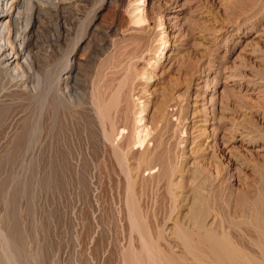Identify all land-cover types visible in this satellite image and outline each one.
I'll return each instance as SVG.
<instances>
[{"label":"rangeland","instance_id":"1","mask_svg":"<svg viewBox=\"0 0 264 264\" xmlns=\"http://www.w3.org/2000/svg\"><path fill=\"white\" fill-rule=\"evenodd\" d=\"M22 5L10 35L33 68L0 70V264H216L229 243L264 264V0Z\"/></svg>","mask_w":264,"mask_h":264},{"label":"bare ground","instance_id":"2","mask_svg":"<svg viewBox=\"0 0 264 264\" xmlns=\"http://www.w3.org/2000/svg\"><path fill=\"white\" fill-rule=\"evenodd\" d=\"M25 0H0V70L4 71V72H11V73H16V72H22V70L25 69H31L33 68V63L31 60V56L29 55L28 51H27V44L24 40V35L25 32L27 31H23L24 34L20 35H10V29L9 26L10 24H14L16 22H18L21 19V6H23V2ZM29 3V6H31V0H26ZM25 7V6H24ZM32 7H34L32 5ZM31 7V10L33 9ZM28 10L30 11V9L28 8ZM33 12V11H32ZM27 19V18H26ZM30 24V23H28ZM27 26V25H26ZM29 27L26 28V30ZM14 32V31H13ZM29 39V38H28ZM16 82V81H15ZM24 88V87H23ZM216 136V135H215ZM221 140V139H220ZM223 148V147H222ZM259 202H257L258 204ZM255 207V205H252ZM258 206V205H257ZM261 206H259L260 208ZM258 208V207H257ZM255 212V211H254ZM252 213V212H251ZM257 214V213H256ZM253 215V214H252ZM254 216V215H253ZM258 216V215H257ZM260 216V215H259ZM259 216L257 218H259ZM251 219V218H250ZM255 219V218H254ZM262 219V218H261ZM231 221V220H230ZM259 222V221H258ZM257 224V223H255ZM233 228V227H232ZM246 228V227H245ZM234 229V228H233ZM254 230V229H252ZM259 231H261L260 229H258ZM208 231V230H207ZM206 231V233H207ZM242 231V230H241ZM221 232V231H220ZM209 233V232H208ZM207 233V235H209ZM239 233V232H238ZM241 233V232H240ZM263 233V232H262ZM213 234V233H212ZM225 234V233H224ZM251 236H252V240L256 241V243H260L262 246V248H260L258 251L260 252L261 249H263L264 247V236L263 234L259 233V232H250ZM249 234V235H250ZM183 235V234H182ZM207 235H202L203 237L201 238L202 240H208ZM214 235V234H213ZM234 235V233H233ZM232 235V236H233ZM216 235H214L215 237ZM223 236V235H222ZM236 236V235H235ZM241 236V235H240ZM198 237V236H197ZM196 237V239H197ZM224 237V236H223ZM225 237H227L225 235ZM237 237V236H236ZM187 238V237H186ZM211 238V237H209ZM216 238V237H215ZM229 238V237H228ZM232 238V237H231ZM246 238V237H245ZM195 239V241H197ZM248 239V238H247ZM200 240V239H198ZM210 240V239H209ZM207 241V243L211 242V241ZM230 240V239H229ZM187 241V240H186ZM214 241V240H213ZM220 241V240H219ZM226 241V240H225ZM225 241H222V243H227ZM181 242V241H180ZM215 242H217V240H215ZM237 242V241H236ZM184 243V241H183ZM218 243V242H217ZM216 243V244H217ZM246 243V242H245ZM255 243V244H256ZM215 244V243H212ZM219 244H221L219 242ZM228 244V243H227ZM240 244V242H239ZM249 244V243H248ZM197 245V244H196ZM199 245V244H198ZM208 245V244H207ZM229 246H227L226 244H224V246L226 247H220L223 246V244H221L220 246H211L209 248V250L207 249V251H209L208 254H210L211 259L216 263V264H250L251 262H249L246 258V252L245 250L240 251L238 248L235 247V249L232 248V246L230 247V243L228 244ZM238 245V244H237ZM210 246V244L208 245ZM260 246V245H259ZM239 247V246H238ZM241 247V246H240ZM243 247V246H242ZM250 248V247H249ZM258 248V247H257ZM192 249V247H191ZM203 249V248H202ZM237 249V250H236ZM195 250V249H194ZM254 250V249H253ZM192 251V250H190ZM199 251V250H197ZM245 255H244V253ZM145 252V251H144ZM193 252V251H192ZM195 252V251H194ZM205 252V251H204ZM198 253V252H197ZM207 253V252H205ZM264 253V252H263ZM196 254V252H195ZM199 254V253H198ZM248 254V253H247ZM251 253L248 254V257ZM260 254V253H259ZM258 254V256H259ZM157 255V254H156ZM190 255V254H189ZM201 255V254H200ZM256 255V254H254ZM164 256V254H163ZM203 256V255H202ZM201 256V257H202ZM257 256V257H258ZM166 257V255H165ZM169 259V256H167ZM208 257V256H207ZM255 257V256H254ZM256 257V258H257ZM196 258V257H195ZM250 258V257H249ZM253 258V257H252ZM260 259H264V255H262L261 257L259 256ZM127 259V258H126ZM163 259V258H162ZM172 259V258H170ZM179 259V258H178ZM251 259V258H250ZM189 260V259H188ZM198 260V259H197ZM248 262H247V261ZM259 260V259H258ZM200 261V260H199ZM208 261V259L206 260ZM257 261V259L255 260ZM264 261V260H263ZM168 262V261H167ZM170 262V261H169ZM174 263V262H172ZM194 263V262H193ZM181 264V263H180ZM212 264V263H211ZM214 264V263H213ZM253 264V263H252Z\"/></svg>","mask_w":264,"mask_h":264}]
</instances>
